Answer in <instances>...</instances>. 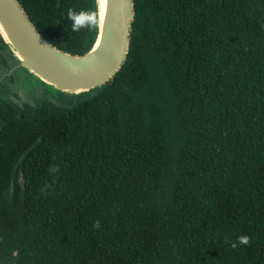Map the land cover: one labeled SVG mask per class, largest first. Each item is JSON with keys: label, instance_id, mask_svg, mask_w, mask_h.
<instances>
[{"label": "trees", "instance_id": "1", "mask_svg": "<svg viewBox=\"0 0 264 264\" xmlns=\"http://www.w3.org/2000/svg\"><path fill=\"white\" fill-rule=\"evenodd\" d=\"M19 2L52 45L94 46L67 12L97 0ZM134 4L115 76L55 93L25 74L35 104L4 87L0 34V264H264V0Z\"/></svg>", "mask_w": 264, "mask_h": 264}, {"label": "water", "instance_id": "2", "mask_svg": "<svg viewBox=\"0 0 264 264\" xmlns=\"http://www.w3.org/2000/svg\"><path fill=\"white\" fill-rule=\"evenodd\" d=\"M134 17V0H106L102 15L98 7V35L94 46L78 55L52 45L19 0H0V34L20 60L16 68L37 75L55 93L56 90L90 91L108 83L129 53ZM21 96L33 103L23 91ZM13 100L18 101L17 97Z\"/></svg>", "mask_w": 264, "mask_h": 264}, {"label": "clouds", "instance_id": "3", "mask_svg": "<svg viewBox=\"0 0 264 264\" xmlns=\"http://www.w3.org/2000/svg\"><path fill=\"white\" fill-rule=\"evenodd\" d=\"M67 19L71 21V30L73 32H79L81 29L90 28L99 24V19L94 12L81 9L79 11L69 8L67 12ZM94 227H99V224H95ZM250 243V237L247 235H240L237 242L232 244L235 248L237 244L248 245Z\"/></svg>", "mask_w": 264, "mask_h": 264}, {"label": "flooded vegetation", "instance_id": "4", "mask_svg": "<svg viewBox=\"0 0 264 264\" xmlns=\"http://www.w3.org/2000/svg\"><path fill=\"white\" fill-rule=\"evenodd\" d=\"M16 66L17 65H15V67ZM2 81L3 80H1L0 82ZM4 87L7 89L8 92H11L10 98L12 99L13 104H16L19 106H24L25 104H35L33 100L34 99L33 98L34 97L33 88L29 86V83H27L26 86L20 87L18 80H16V82H11L9 85L6 84ZM21 91L27 94L28 97L33 100V103L25 101L21 96ZM13 97H17L18 101L15 102V100H13Z\"/></svg>", "mask_w": 264, "mask_h": 264}, {"label": "rangeland", "instance_id": "5", "mask_svg": "<svg viewBox=\"0 0 264 264\" xmlns=\"http://www.w3.org/2000/svg\"><path fill=\"white\" fill-rule=\"evenodd\" d=\"M18 71V74H20V77H19V86L20 87H23V86H26L27 83H31L33 84L35 81L33 79V77H24L25 74H28V71L27 70H22L21 68H12L11 69V73H14Z\"/></svg>", "mask_w": 264, "mask_h": 264}, {"label": "bare ground", "instance_id": "6", "mask_svg": "<svg viewBox=\"0 0 264 264\" xmlns=\"http://www.w3.org/2000/svg\"><path fill=\"white\" fill-rule=\"evenodd\" d=\"M105 2L106 0H98V7L101 15L103 14L104 8H105Z\"/></svg>", "mask_w": 264, "mask_h": 264}]
</instances>
